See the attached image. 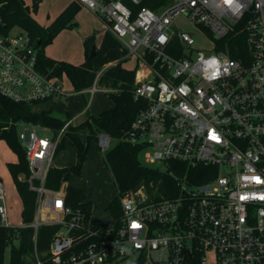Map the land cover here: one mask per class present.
I'll return each instance as SVG.
<instances>
[{"label":"built area","instance_id":"built-area-1","mask_svg":"<svg viewBox=\"0 0 264 264\" xmlns=\"http://www.w3.org/2000/svg\"><path fill=\"white\" fill-rule=\"evenodd\" d=\"M104 23L135 57L133 97L142 107L124 140L142 147L144 162L202 165L207 179L175 178L161 193L142 186L120 197L121 214L99 222L65 203L63 184L45 186L64 129L85 113L98 80L76 93L90 99L58 132L20 124L17 136L36 192L33 259L38 227L58 225L51 239L52 264H264V0H166L156 10L144 0H76ZM137 6V8H133ZM139 6V7H138ZM187 17L211 42L198 46L174 20ZM1 23V20H0ZM246 52L229 55L235 36ZM0 94L16 102L66 97L62 78L40 69L38 51L22 29L0 26ZM50 131L40 137L32 129ZM101 133L99 144L109 146ZM0 226H12L0 182Z\"/></svg>","mask_w":264,"mask_h":264},{"label":"trees","instance_id":"trees-1","mask_svg":"<svg viewBox=\"0 0 264 264\" xmlns=\"http://www.w3.org/2000/svg\"><path fill=\"white\" fill-rule=\"evenodd\" d=\"M38 3L39 0H32L29 5L24 0H0L1 28L7 31L16 27L25 31L38 51L41 71L57 77L64 73L70 80L72 88L77 91L89 87L96 73L105 64L115 61V64L103 69L98 83L101 86L117 89L116 93L108 94L114 101L112 108L103 110L97 115L86 113L82 119L69 124L64 129L56 152L67 141L74 147L78 158L71 167L51 166L47 172L45 186L58 189L67 182L70 173L79 174L89 141L98 133H104L110 138L117 139V142L103 154L104 162L109 168L118 190V195L108 205L111 215L115 218L121 214L120 197L124 192L136 191L143 186L149 194L155 189L164 193L166 187L174 185L173 175L194 183L206 180L207 167L202 165L193 167L183 162L170 161L167 169L163 170L162 167L141 161L142 147L124 140L125 132L131 121L143 106L140 100H135L133 97L134 69L124 68L121 64L126 59V49L114 34L106 29L100 43L95 45L92 56L89 54L92 44L95 43V33L83 39L85 58L80 64L76 65L47 56L44 52L45 46L51 43L63 28L73 27V18L79 9V4L75 1L71 2L48 26L44 27L30 14V11L37 9ZM164 3L166 0H144L139 6H147L156 10ZM133 8H137V6H133ZM245 44L243 36H235L230 45L229 55L237 58L244 54L246 52ZM35 104L16 102L0 94V138L17 155V161L8 162L7 168L22 203L20 216L24 224H30L33 221L36 192L29 188L27 182L28 162L18 140L17 126L26 123L49 128L56 133L70 118L68 114L65 118L55 116L51 109L35 111L33 110ZM80 128H87L89 131L85 141H82L78 135ZM65 203L73 209L82 210L87 216L91 214V202L86 199L85 193L81 189L67 185ZM58 229V225L52 224L38 227L35 248L43 264H52L49 260V247L51 239ZM33 233L34 230L31 226H0V264H35ZM8 245L11 246L10 255L8 261H5L4 253Z\"/></svg>","mask_w":264,"mask_h":264},{"label":"rangeland","instance_id":"rangeland-1","mask_svg":"<svg viewBox=\"0 0 264 264\" xmlns=\"http://www.w3.org/2000/svg\"><path fill=\"white\" fill-rule=\"evenodd\" d=\"M26 4H31L32 0H24ZM53 0H44V8L49 7ZM41 1L39 2L38 8L35 11H30V14L33 18H38L39 14H42ZM173 28L175 30H186L194 37L196 45L209 47L211 42L210 39L206 36L205 32L192 23L185 16H178L174 20ZM17 28L13 27L12 31H16ZM208 39H207V38ZM96 42L98 40H95ZM95 42V43H96ZM135 57H127L122 61V66L127 69H134L136 66ZM111 64H114L112 62ZM101 89H104L105 86H98ZM64 91L66 92V97L62 96L58 99H49L44 102L33 105L34 110H40L42 108H50L54 115L65 118L68 115L71 117L76 115L81 110V104L83 100L88 101L90 99V94L86 93L76 94L75 90L71 88V85L68 81H64ZM114 106L113 98L108 94L104 93L102 90L96 91L92 97L90 106L87 113L97 115L101 111L112 108ZM83 108V107H82ZM20 124L17 126V130L20 129ZM34 131L40 137H49L50 131L42 130L37 127H33ZM89 131L87 128H80L78 130V135L82 141H85L86 136ZM101 133H98L96 137H93L89 141L87 151L85 153V159L81 164L80 173H70L66 184L74 188L81 189L85 196L91 201V212L101 221H108L111 218V213L108 209L109 203L118 195V190L114 183L112 174L104 162L103 154L106 150L112 147L117 139L110 138L109 146L107 148H102L99 144V136ZM15 153L9 148V146L0 138V177L3 178V187L7 195V201L12 205L11 209L9 208V220L12 226H17L21 222L19 209L20 202L17 197V192L12 181V178L9 177L8 171L6 169L5 162L14 159ZM77 154L74 147L69 143L65 142L56 153L53 158V166L56 167H71L77 161ZM141 161L144 162L141 155ZM146 163V162H145ZM148 164V163H147ZM158 167H162L160 163H156ZM100 214V215H99ZM10 247L5 248L4 259L8 261L10 255ZM114 264H130L128 259H123Z\"/></svg>","mask_w":264,"mask_h":264},{"label":"crops","instance_id":"crops-1","mask_svg":"<svg viewBox=\"0 0 264 264\" xmlns=\"http://www.w3.org/2000/svg\"><path fill=\"white\" fill-rule=\"evenodd\" d=\"M40 1H41L40 4L42 6V14H39L38 18H34V19L40 25H42L44 27L48 26L55 19V17L57 15H59V13L68 4H70L73 1L77 2L76 0H53L47 9V8H44V0H39V2ZM38 6H40V5H38ZM38 6H37V8H38ZM73 21H74L73 27L63 28L61 31H59L57 33V35L53 38L52 42L45 46L44 52L47 56H49L53 59L63 60V61L70 62L72 64L77 65V64L82 63L84 61V58H85L83 39L86 36H88L92 33H95L94 40H98V41L97 42L95 41L96 43H94V44L98 45L100 43V41L102 40V36H103V33L106 30V28H105L103 21L97 15H95L88 8H86L85 6H83L81 4H79V9L74 16ZM114 64H115V61H114ZM60 78H62L63 85H64L65 80L68 81L71 85L70 80L68 79V77L64 73L60 76ZM71 88H72V85H71ZM75 93H76V90H75ZM76 94H78V93H76ZM81 94H86V93L83 92ZM86 101H87V99L82 102L81 110L76 115H74L72 117H76L77 115H79V113L87 105V104H84V103H86ZM48 109H50V108L49 107L48 108H42L40 110H48ZM40 110H35V111H40ZM87 111L85 113H83L82 115H80L79 117H77L76 119H74L73 123L82 119L86 115ZM52 114H53V112H52ZM15 161H17V155H15L14 159H10V160L6 161L5 165L7 166L8 162H15ZM6 169L8 171L9 177L12 178L7 167H6ZM0 182L3 184V178L2 177H0ZM17 197H18L19 202H20V209H19L20 210L19 214H20L21 209H22V203H21V200H20L18 193H17ZM86 199L89 200L87 197H86ZM6 202H7L8 210H9V208L11 209L12 205L10 203H8L7 195H6ZM91 216L99 222H105V221H101L100 219H98V217H96L94 214H92V212H91ZM111 217H112V215H111ZM20 218H21V216H20ZM20 223H22V221Z\"/></svg>","mask_w":264,"mask_h":264},{"label":"water","instance_id":"water-1","mask_svg":"<svg viewBox=\"0 0 264 264\" xmlns=\"http://www.w3.org/2000/svg\"><path fill=\"white\" fill-rule=\"evenodd\" d=\"M94 51H95V44H92V46H91V51H90V54H89V55L92 56L93 53H94ZM66 189H67V184L64 183L63 186H62V190H63L64 192H66Z\"/></svg>","mask_w":264,"mask_h":264}]
</instances>
